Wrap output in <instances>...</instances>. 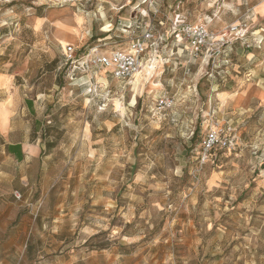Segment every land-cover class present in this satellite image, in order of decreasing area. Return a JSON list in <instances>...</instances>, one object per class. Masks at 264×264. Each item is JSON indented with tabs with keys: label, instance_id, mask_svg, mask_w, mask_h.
I'll return each mask as SVG.
<instances>
[{
	"label": "clouds",
	"instance_id": "9594fccd",
	"mask_svg": "<svg viewBox=\"0 0 264 264\" xmlns=\"http://www.w3.org/2000/svg\"><path fill=\"white\" fill-rule=\"evenodd\" d=\"M189 2L196 8L175 17L171 2L164 8V0H139L138 12L143 3L164 19L160 29L150 19L128 22L131 9L118 16L128 0H17L23 11L14 18L25 23L4 42L16 41L3 68H12L19 81L11 93L0 94L7 113L6 124L0 117V264H264V204L251 201L243 217L212 235L202 224L195 234L169 228L146 239L150 226L138 220L93 239L106 225L90 202H99L104 187L126 183L120 170L137 161L146 172L162 168L166 187L187 173L193 191L207 193L210 149L228 147L235 154L216 177L224 181L221 197L238 194L253 181L254 191L264 196V48L239 54L244 71L238 74L229 59H217L213 71L227 69L211 75L204 67L219 45L213 42L208 52L198 53L191 39L198 31L218 37L228 30L232 38L247 32L260 48L264 0ZM8 3L0 0V8ZM13 11L3 16L12 17ZM37 21L44 48L30 43ZM146 33L158 40L170 33L183 37L173 45L180 52L161 49L166 59L151 74L146 70L156 46L151 40L139 43ZM5 51L0 47V56ZM189 64H199L201 71L193 76ZM201 75H207L206 90L197 92ZM177 81L185 86L182 95ZM229 91V104L220 105L218 98ZM25 145L36 150L26 152ZM253 211L256 225L248 223ZM101 245L112 253L107 261Z\"/></svg>",
	"mask_w": 264,
	"mask_h": 264
},
{
	"label": "rangeland",
	"instance_id": "374dc122",
	"mask_svg": "<svg viewBox=\"0 0 264 264\" xmlns=\"http://www.w3.org/2000/svg\"><path fill=\"white\" fill-rule=\"evenodd\" d=\"M147 2L151 3L152 0H147ZM169 2L172 4L173 0H164V8H168ZM138 3L139 0H128V7L122 8L118 16L125 17L128 10L131 9V13L126 16V20L132 22L137 21L138 17L140 19H146V17L143 16V12H148L150 18L153 19L155 27L160 29L164 28V19H158V14L152 16V11L143 3H140V9H142V11L138 12L135 8ZM24 6L32 7L31 4L26 2ZM8 9H14L12 17L3 16V12ZM20 11H23V7L17 3V0H11V3L0 8V25H3V27H0V47L6 48L5 55L0 56V94H8L9 89H14L19 81V77L13 74L12 68L5 70L3 66L8 64V52L12 50L16 41H9L7 45H5L4 42L9 35L16 34L17 28H22L25 23L23 17L18 19L14 18ZM161 12H163V9H161ZM208 14L212 17L213 13ZM6 20L7 23H5ZM41 31L42 25L37 21L35 27L31 30L32 38L30 43L32 47L44 48L47 46V41L37 35ZM226 31L229 32L228 30L224 32ZM164 34L163 32L160 33V35ZM232 37L233 35L227 34V42L223 47V54L218 59H229L233 64V74H238L244 71L240 69L237 64L238 55L246 54L248 49L253 48L255 46V40L250 38L247 32L240 40H235L237 37ZM170 40L167 39L166 42H162V45L158 44L155 48L153 61L156 67H158V62L160 60L166 59V57L160 55L161 49L172 53L181 51L179 47H173L175 43L171 45ZM245 40H247L248 43H244ZM263 44L264 40H260L261 47L257 48L255 46V53H259L261 49L264 48ZM247 45H249V47H247ZM229 48L231 51L225 54L226 50ZM201 60H203V58H201ZM215 63L212 65L206 64L204 72L216 75L221 69H227V65H222L221 69L213 71ZM164 67L167 68L168 65L165 64ZM252 67L254 68L255 66L253 65ZM188 70L193 76L201 71L199 64H189ZM182 78L183 73L181 72V79ZM260 79H264V76H260ZM205 80H207V75H201L197 79L195 85L197 92L206 90L203 87ZM20 83H22V81H20ZM232 83L234 85L235 81ZM253 87H259V80ZM184 88L185 86L181 84L180 81H177V93L179 95L183 94L181 90ZM179 95L177 99H179ZM245 95H247V93ZM231 96L232 93L230 91L220 96L218 98L220 105L227 106ZM8 99L10 100V96ZM204 110L207 111V107H205ZM134 154H140L139 146L134 150ZM234 154L235 153L225 152L217 155L216 162L212 164V172L208 175L209 191L207 193H202L200 191L194 192L193 186L188 183L187 173L185 174L186 178L179 184L166 187V185L160 181V176L164 173L162 168H153L150 172H146L142 170V165L139 161L131 167L124 165L120 171L125 174L127 182L104 187L100 190L99 202H90L92 208L103 213V215L97 216L96 219L98 221H103L106 225L104 231L93 235V239H96L98 236L106 235L109 229L112 232L118 233L125 227L131 228L133 222L138 220H143L150 226V237H146V239L151 238V236L159 235L161 232L169 230V228L171 231L180 233L190 231L195 234L199 232L202 224L208 225V233L212 235L218 228H225L233 224L248 211L249 201L256 205L264 204V196L254 191V189L258 187L255 181H253L247 189L238 194L233 192L221 197V193L225 191L222 187L224 181L218 180L216 177L225 171L221 165H227ZM196 174L197 176L199 175V169ZM149 175L151 179H149ZM254 175H258V172L254 173ZM129 185H131V187H129ZM97 188L99 189V186H97ZM213 192H215V195H213ZM107 193H111V195L109 196ZM230 200L232 202L229 204L228 201ZM185 201L187 203H185ZM167 205H171V209L167 208ZM82 207L87 211V205H82ZM57 210L60 211L62 215V208H58ZM129 210L131 216H129ZM153 210L157 213L156 215H153ZM251 216L252 219L249 220L248 223L256 225L257 213L253 211ZM85 222L87 223V221ZM229 251H231V249H229ZM100 252L104 255L106 261L112 258V253H110L108 248L104 245H101Z\"/></svg>",
	"mask_w": 264,
	"mask_h": 264
},
{
	"label": "built area",
	"instance_id": "2783aa9c",
	"mask_svg": "<svg viewBox=\"0 0 264 264\" xmlns=\"http://www.w3.org/2000/svg\"><path fill=\"white\" fill-rule=\"evenodd\" d=\"M152 3V2H151ZM153 6H155L153 4ZM157 13L151 12V15L155 16ZM151 20V26H155L153 23V19L150 18V16L148 15L146 17V19H142L145 22H147L148 20ZM231 34L233 35V32L229 31V32H221L219 33L218 37H212L211 33L205 34L203 31H198V35L195 37H192V43L195 44L196 46V50L198 53H202V52H208V48L209 46L215 42L219 45V53L217 56H213V54L211 52H209V59L207 61V65H212L215 63V61L220 58V56L223 54V47L225 45V43L227 42L226 40V36L227 34ZM155 36V33H146L145 35H143L142 37H140L139 43L143 44L146 41L151 40L152 43L157 47L158 44L162 45V42H166L167 39H171L174 40L175 44L177 41H182L183 37L178 35L177 33H170L168 34V38L166 40H158V39H153V37ZM171 37V38H170ZM235 37H237V39L235 40H240L242 39L239 35H235ZM133 43H135V41H132ZM155 47V48H156ZM247 47H249V45H247ZM201 58H203V56H201ZM155 64L153 59L150 61V67L146 70L148 71L149 74L152 73V71L155 69ZM213 143H215V141H213ZM227 152V153H233L232 150H230L228 147H224V148H220V149H216V148H211L210 149V153L212 154V160L210 161V163L213 161L214 156L216 154H219V152ZM201 159H203V157H201Z\"/></svg>",
	"mask_w": 264,
	"mask_h": 264
},
{
	"label": "crops",
	"instance_id": "0c3cea01",
	"mask_svg": "<svg viewBox=\"0 0 264 264\" xmlns=\"http://www.w3.org/2000/svg\"><path fill=\"white\" fill-rule=\"evenodd\" d=\"M182 1H183V2H182ZM178 6H180V7L178 8ZM168 7H169V5H168ZM195 8H196V4L190 3L189 0H173V3L171 4V11L175 12V17H179V16L181 15V13L184 12V11H192V10H194ZM208 13H212V10H208V11L206 12V15H208L209 19H211L212 17H211ZM174 43H175L174 40H170V44H171V45L174 44ZM263 45H264V44H263ZM254 47H255V46H254ZM254 47L248 49V50L246 51V54H249V53H253V54H255L256 49H255ZM246 54H245V55H246ZM155 68H156V66H155ZM12 90H13V89H9V93H11ZM9 101H11V97H10V100H9ZM6 116H7V113L4 111L2 105H0V117H4V118H5V119H4V123H5V124L7 123ZM24 150H25L26 152H33V151H35L36 149H35L33 146H31V145H25V146H24ZM217 155H218V154H216V155L214 156V159H213V161L211 162V164H213L214 162H216V160H217V158H216Z\"/></svg>",
	"mask_w": 264,
	"mask_h": 264
},
{
	"label": "trees",
	"instance_id": "16d2710c",
	"mask_svg": "<svg viewBox=\"0 0 264 264\" xmlns=\"http://www.w3.org/2000/svg\"><path fill=\"white\" fill-rule=\"evenodd\" d=\"M220 153H225V152H222V151H221V152H219V154H220Z\"/></svg>",
	"mask_w": 264,
	"mask_h": 264
}]
</instances>
